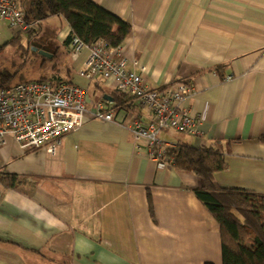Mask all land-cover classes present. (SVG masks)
Instances as JSON below:
<instances>
[{"label":"crops","instance_id":"crops-1","mask_svg":"<svg viewBox=\"0 0 264 264\" xmlns=\"http://www.w3.org/2000/svg\"><path fill=\"white\" fill-rule=\"evenodd\" d=\"M92 1L131 27L121 47L130 70L146 67L147 87L195 90L182 106L202 134L161 141L221 147L218 185L264 195V0ZM70 32V65L53 83L88 89L89 113L54 157L12 137L0 148V172L20 178L0 183V264H223L220 225L195 194L201 179L135 151L131 130L150 113L78 74L88 50L74 56ZM100 101L113 121L92 115Z\"/></svg>","mask_w":264,"mask_h":264},{"label":"built area","instance_id":"built-area-1","mask_svg":"<svg viewBox=\"0 0 264 264\" xmlns=\"http://www.w3.org/2000/svg\"><path fill=\"white\" fill-rule=\"evenodd\" d=\"M25 17L18 0H0V24L12 31L26 32L32 25ZM69 46L74 56L88 50L78 71L81 77L91 84L112 82L116 91L133 97L150 113L148 123L137 122L131 130L136 152L146 150L149 158L162 162L164 148L173 146L161 141L159 136L163 131L202 134L200 117L182 106L195 94L190 85L178 83L161 90L147 87L146 67L136 62L130 70L121 46H110L104 41L87 45L78 37L72 38ZM88 96L89 91L84 87L70 83L55 85L49 80L0 86V148L12 137L22 149L43 148L50 156H56L65 135L83 126L89 113ZM92 115L106 121L114 118L103 101L96 105Z\"/></svg>","mask_w":264,"mask_h":264},{"label":"trees","instance_id":"trees-1","mask_svg":"<svg viewBox=\"0 0 264 264\" xmlns=\"http://www.w3.org/2000/svg\"><path fill=\"white\" fill-rule=\"evenodd\" d=\"M30 25L58 16L70 27V37H78L87 45L104 41L121 46L131 27L115 14L92 0H18ZM117 29V30H115ZM3 79L0 86H7ZM122 97H128L121 94ZM132 98L133 97H128ZM118 101V102H119ZM122 102V101H121ZM119 102V106H121ZM264 142V137L260 139ZM169 161L177 171L193 174L202 181L195 194L220 225L223 264H264V195L220 187L215 175L226 168L221 147L196 148L187 144L164 148L163 162ZM0 183L16 188L17 175L0 172Z\"/></svg>","mask_w":264,"mask_h":264},{"label":"rangeland","instance_id":"rangeland-1","mask_svg":"<svg viewBox=\"0 0 264 264\" xmlns=\"http://www.w3.org/2000/svg\"><path fill=\"white\" fill-rule=\"evenodd\" d=\"M67 28L65 20L55 16L21 33L0 25V82L5 77L7 86L12 87L40 80L54 82L59 73L66 75L64 64L70 65L64 58L69 55L65 46Z\"/></svg>","mask_w":264,"mask_h":264}]
</instances>
